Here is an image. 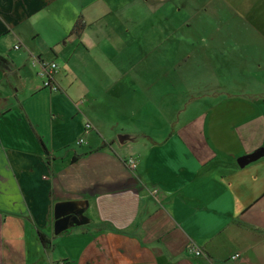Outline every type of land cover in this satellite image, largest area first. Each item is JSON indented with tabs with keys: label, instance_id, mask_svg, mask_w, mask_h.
I'll return each mask as SVG.
<instances>
[{
	"label": "crops",
	"instance_id": "1",
	"mask_svg": "<svg viewBox=\"0 0 264 264\" xmlns=\"http://www.w3.org/2000/svg\"><path fill=\"white\" fill-rule=\"evenodd\" d=\"M44 1L0 0V264H229L235 254L233 264H264V157L236 164L264 152V114L233 125L235 150L222 148L219 119L208 114L180 125L175 115L146 116L143 85L114 64L125 36L101 32L89 13L78 45L53 50L36 27ZM253 1L202 8L252 15ZM25 24L29 33L18 32ZM33 58L57 64V92ZM67 201L87 202L88 222L54 236V205Z\"/></svg>",
	"mask_w": 264,
	"mask_h": 264
},
{
	"label": "rangeland",
	"instance_id": "2",
	"mask_svg": "<svg viewBox=\"0 0 264 264\" xmlns=\"http://www.w3.org/2000/svg\"><path fill=\"white\" fill-rule=\"evenodd\" d=\"M207 1L48 0L37 13L36 27L44 43L58 44L53 50L67 49V42L77 41L75 35L69 37L72 26L78 20L84 25V17L91 13L90 20L100 19L98 30L106 32L109 26L110 33L125 36L126 51L114 64L128 73V83L136 78L138 86L143 85L146 116L175 115L180 125L188 117L208 114L219 119L226 137L222 148L235 150L233 125L264 114V0L253 1L252 15L247 9H231L230 4L224 9H203ZM27 25L17 31L29 33ZM9 37L2 41L8 42ZM74 55L76 59L84 56L80 49ZM85 59L82 65L90 64L91 59ZM32 64L41 75L40 65ZM132 67L142 73L126 72ZM135 110L131 107L129 113Z\"/></svg>",
	"mask_w": 264,
	"mask_h": 264
},
{
	"label": "water",
	"instance_id": "3",
	"mask_svg": "<svg viewBox=\"0 0 264 264\" xmlns=\"http://www.w3.org/2000/svg\"><path fill=\"white\" fill-rule=\"evenodd\" d=\"M264 156L262 150H257L252 154L241 157L237 163L240 168L255 162ZM87 202L67 201L59 202L54 205V224L53 235L57 236L64 233L72 227H79L87 224L88 220L84 216V210Z\"/></svg>",
	"mask_w": 264,
	"mask_h": 264
},
{
	"label": "built area",
	"instance_id": "4",
	"mask_svg": "<svg viewBox=\"0 0 264 264\" xmlns=\"http://www.w3.org/2000/svg\"><path fill=\"white\" fill-rule=\"evenodd\" d=\"M33 62H34V64L40 65V68H41L40 74L44 77V82H43L44 87H48L51 91L57 92L58 87H57L56 83L53 82V76L57 72V65L55 63L45 64L42 61H40L39 59H33ZM89 127L90 126L87 125V128H89ZM81 142H82V140L79 141V143H81ZM126 165L133 171L136 168V162L132 158H129L126 161ZM153 193L155 194L156 191H153ZM186 248H187L188 252L192 253L196 257H200L202 255L201 250L194 243L188 244ZM238 259H239V254H235L229 258L228 262H229V264H233Z\"/></svg>",
	"mask_w": 264,
	"mask_h": 264
},
{
	"label": "trees",
	"instance_id": "5",
	"mask_svg": "<svg viewBox=\"0 0 264 264\" xmlns=\"http://www.w3.org/2000/svg\"><path fill=\"white\" fill-rule=\"evenodd\" d=\"M83 29L84 25L80 22V20H78L72 27L69 35L78 36L80 34V31H82ZM39 240L45 249H49L51 247L50 241L46 239L42 234H39Z\"/></svg>",
	"mask_w": 264,
	"mask_h": 264
}]
</instances>
